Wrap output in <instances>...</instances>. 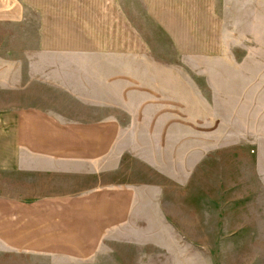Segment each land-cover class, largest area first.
I'll return each mask as SVG.
<instances>
[{"label":"rangeland","instance_id":"1","mask_svg":"<svg viewBox=\"0 0 264 264\" xmlns=\"http://www.w3.org/2000/svg\"><path fill=\"white\" fill-rule=\"evenodd\" d=\"M23 46L32 55L61 52L68 69L72 63L83 64L85 75L91 62L73 61L71 54L75 59L81 57L79 53L92 51L111 53L112 58L117 53L127 55L128 79L139 83L142 92L137 93L136 104L143 98V107H77L80 103L70 93L87 89L89 78L84 76L81 86L71 88L64 82L61 93L49 89L42 93L49 102L61 104L58 109L70 116L74 112L88 117L91 112L94 116L104 113L133 132L127 122L133 115L130 111H138L143 125L135 131L149 132L146 118L156 112L149 107L150 83L158 78L160 98L170 94L175 107L169 111L192 125V132L204 121L208 134H237V138L220 141L216 150L225 145L235 150L241 144L248 151L264 149V140L252 132L253 112L264 106V0H0V57H23ZM222 58L231 62L219 61ZM8 63L21 64L16 59ZM53 63L47 60L48 70L54 68ZM222 63L238 65L233 72L239 73L241 91L244 89L233 110L223 104L224 92H212L211 75ZM66 72L63 80L70 81L74 73ZM167 76L172 82L168 88ZM200 95L208 107H200ZM167 110L157 111L163 116ZM215 117L218 127L212 128ZM256 139L260 145L254 144ZM135 143L139 156L123 158L120 166L129 174L132 166L146 172L151 163L149 139L143 135ZM219 154V166L224 168L230 157L225 151ZM111 159L115 170L120 160ZM198 164L199 157L193 156L189 161L192 171L179 170L178 180L194 183L199 179ZM101 167L99 175L106 173ZM104 191L98 189L95 194ZM155 191L128 188L131 201L128 199L124 219L117 215L118 205L110 210L99 203L110 194L100 195L92 205L84 199L87 195L79 196L82 203L78 205L0 204V264H264V220L249 219L253 214L246 205L189 204L182 206L183 214L172 215L167 206L151 204ZM193 196L191 201L198 200ZM84 230L92 235L75 237ZM250 230L255 236L247 235Z\"/></svg>","mask_w":264,"mask_h":264},{"label":"crops","instance_id":"2","mask_svg":"<svg viewBox=\"0 0 264 264\" xmlns=\"http://www.w3.org/2000/svg\"><path fill=\"white\" fill-rule=\"evenodd\" d=\"M21 48L23 57L22 54L19 58L14 55L10 58L9 54L0 57V204L78 205L82 203L79 196L87 195L84 199L88 205H92L97 204L100 195L110 194L108 200L103 196L99 203L110 210H115V205H118L117 215L119 219H124L128 199L131 198L127 189L134 187L140 190L157 189L152 194L151 204L167 206V212H172V215L183 214L185 210L182 206L189 204H230L246 205L248 212L253 214L249 219L264 220V149L248 151L241 144L240 148L230 150L223 143L219 147H225L216 150L220 141L237 138V134L211 129L212 132L208 134V124L204 121L198 122V128L193 126L197 132H192V125L176 116L174 118L169 111L175 107L171 104L170 94L160 98L158 78L150 83L149 107L156 109V112H151L150 117L146 118V124L150 125L149 132L135 131L143 125V117L138 116V111H130L133 115L127 122L128 126H133V132H129L121 121L104 113L94 116V112H91L92 116L88 117L81 114L76 116L74 112L70 116L69 112L63 113L58 109L62 107L61 104L49 102L42 93L48 89L61 93L64 82L70 83L71 88L81 86L84 76L89 78L87 89L79 93L72 90L70 93L75 98L73 101L80 103L77 107L102 110H139L143 107V98L136 104L137 93L142 92L139 83L128 79L127 55L117 53V58H112L111 53L92 51L79 53L81 57L75 59L71 54L73 61L91 62L85 75L81 68L83 64L72 63V68L68 69L61 52H35L32 55L24 46ZM15 59L21 64L15 66L8 63ZM47 60H53L54 68L48 70ZM118 60L123 65L115 64ZM222 60L231 62L223 58L219 61ZM233 66L238 67L234 63H222L211 75L212 92H224L223 104L230 110L238 108L236 103L240 100V92L244 91H241L239 73L233 72L236 70ZM69 70L74 75L70 81L63 80L64 72ZM169 78L167 76L165 80L167 88L172 83ZM88 93L93 95H86ZM199 98L200 107H208L201 95ZM133 101L135 104H132ZM158 109L168 110L160 116ZM213 122L214 126L209 123L210 127L217 128L219 120L215 117ZM252 125L253 134L264 140V106L253 112ZM143 135L151 145L149 169L144 172L132 166L130 174L121 171L123 158L139 156L135 151V142L141 140ZM254 144L260 145V141L256 139ZM223 151L226 157H230H224L228 162L224 168L219 166L218 161V155L222 156L219 153ZM193 156L199 157L196 169L199 179L183 184L176 172L192 171L189 161ZM112 157L120 160L115 170L110 165ZM232 158L238 161L236 165ZM102 165L106 173L99 175ZM98 189L105 191L96 195ZM112 190L117 191L113 194ZM192 194L198 200L191 201ZM252 226L255 230V224ZM85 231L79 234L78 230L74 235H92L89 230ZM247 235L255 236V231L250 230Z\"/></svg>","mask_w":264,"mask_h":264}]
</instances>
